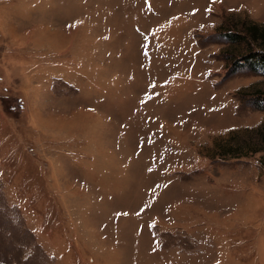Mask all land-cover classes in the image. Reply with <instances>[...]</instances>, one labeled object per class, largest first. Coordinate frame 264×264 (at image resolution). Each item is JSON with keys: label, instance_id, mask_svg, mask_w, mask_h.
<instances>
[{"label": "rangeland", "instance_id": "374dc122", "mask_svg": "<svg viewBox=\"0 0 264 264\" xmlns=\"http://www.w3.org/2000/svg\"><path fill=\"white\" fill-rule=\"evenodd\" d=\"M249 26L264 0H0V264H264Z\"/></svg>", "mask_w": 264, "mask_h": 264}, {"label": "trees", "instance_id": "16d2710c", "mask_svg": "<svg viewBox=\"0 0 264 264\" xmlns=\"http://www.w3.org/2000/svg\"><path fill=\"white\" fill-rule=\"evenodd\" d=\"M248 33L251 34L255 40H261L262 42H264V28H259L257 26H249ZM245 60L253 64V69H257L258 67H264V50H261L260 52H257L254 55L248 56V58L246 57Z\"/></svg>", "mask_w": 264, "mask_h": 264}, {"label": "snow or ice", "instance_id": "6c2138e0", "mask_svg": "<svg viewBox=\"0 0 264 264\" xmlns=\"http://www.w3.org/2000/svg\"><path fill=\"white\" fill-rule=\"evenodd\" d=\"M147 55V53H145ZM152 87H155V85H152ZM117 215H127V213H118Z\"/></svg>", "mask_w": 264, "mask_h": 264}]
</instances>
